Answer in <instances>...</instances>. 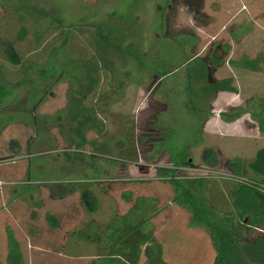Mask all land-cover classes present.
<instances>
[{
	"label": "rangeland",
	"instance_id": "obj_1",
	"mask_svg": "<svg viewBox=\"0 0 264 264\" xmlns=\"http://www.w3.org/2000/svg\"><path fill=\"white\" fill-rule=\"evenodd\" d=\"M45 2L59 8L66 21H99L112 16L127 23L133 18L144 33V50L154 46L161 58L172 63V72L164 79L150 80L148 73L135 75L131 68L119 71L120 83L114 84L104 101L105 137L117 139L125 128L132 126L138 161L105 159L107 163H100L103 175L99 177H92L90 171H83L76 163L65 162L61 154L67 151L57 130L42 124L45 116H53L64 108L65 82L57 83L36 108L39 133L22 122L3 129L0 133V264H7L8 231L18 243L23 264H95L91 257L95 249L75 240L72 234L86 228L92 220L101 222L108 214H123L139 197L156 202L158 214L151 225L166 262L211 264L214 252L207 236L202 230L190 227L189 214L171 203V186L156 176L158 168H169L171 164L167 152H157L153 143L163 129H173L178 142H188L189 120L182 108L183 66L179 67L182 59L178 60V56L181 52L201 58L211 56L221 60L212 69V77L217 80L232 77L240 95H217L202 139L189 151L191 166L178 168L176 175L222 181L229 176L225 170L227 160L253 159L255 151L264 144V133H259L256 121L246 114L237 123L238 127L232 126L234 130L228 132L219 113L252 101L249 112L264 117L260 113L264 104V75L242 72L240 67L228 64L245 57L258 60L259 69L264 70V0ZM243 122L250 130L244 132L240 126ZM87 138L93 139L95 135L89 133ZM204 149L216 152V167L202 164ZM82 179L96 184L99 208L95 215L85 213L78 193H67L66 182ZM127 194L131 195L129 201L125 200ZM48 214L57 219L56 229L47 226Z\"/></svg>",
	"mask_w": 264,
	"mask_h": 264
},
{
	"label": "trees",
	"instance_id": "obj_2",
	"mask_svg": "<svg viewBox=\"0 0 264 264\" xmlns=\"http://www.w3.org/2000/svg\"><path fill=\"white\" fill-rule=\"evenodd\" d=\"M111 17L66 21L60 9L45 0H0V133L21 122L39 133L36 108L57 83L65 82L64 108L45 116L42 124L57 130L67 151L61 154L64 161L76 163L92 177L103 175L100 163H107L105 159L138 161L132 126L117 139L105 137L104 101L114 84L120 83L119 71L131 68L135 75L148 73L150 80L164 79L172 72V63L161 58L154 46L144 50V33L133 18L124 23L123 18ZM178 60L179 67L183 66L182 108L189 120L190 139L180 143L173 129L159 131L153 146L157 152H167L171 167L158 168L156 176L169 183L171 203L189 214L190 227L207 236L214 252L211 264H264V144L250 161L227 160L225 170L242 183L176 175L178 168L191 166L189 151L202 139L217 94L236 92L232 77H212V69L221 60L182 52ZM228 64L254 71L258 60L242 57ZM251 102L219 113L220 120L231 123L248 114L259 133H264V117L249 112ZM261 108L263 114L264 104ZM89 133L95 138L89 140ZM201 162L216 167V152L204 149ZM65 187L68 194L78 193L85 213H97L93 180L68 181ZM130 197L127 194L125 200ZM157 214L154 200L139 197L123 214H108L101 222L92 220L72 237L95 249L91 255L95 264H171L163 259L153 233L151 220ZM45 222L50 229L58 226L49 214ZM7 241V264H23L18 243L9 231Z\"/></svg>",
	"mask_w": 264,
	"mask_h": 264
},
{
	"label": "crops",
	"instance_id": "obj_3",
	"mask_svg": "<svg viewBox=\"0 0 264 264\" xmlns=\"http://www.w3.org/2000/svg\"><path fill=\"white\" fill-rule=\"evenodd\" d=\"M241 69V71L242 72H248V73H251V74H255V73H261L262 75H264V70H260L259 69V67H258V65H257V68L254 70V71H250V70H247V69H243V68H240ZM253 77V76H252ZM258 79V78H257ZM256 79V80H257ZM264 79V78H263ZM251 80H253V81H255V78H251ZM259 80V79H258ZM253 86V85H252ZM253 88V87H252ZM221 93H227V92H220V93H218V94H221ZM217 94V95H218ZM235 95L237 94V95H240V93L239 92H237V89H236V92L234 93ZM260 96L262 95L263 96V94H259ZM225 100H227L226 98L224 99V101ZM249 101V100H248ZM251 102V101H250ZM251 104V103H250ZM238 107H241V108H244L245 107V104H244V106H241V105H236V106H233V107H228V109L227 110H223L222 111V113H224V112H227V111H229V110H231V109H234V108H238ZM242 119H244L243 117H241V118H239L238 120H236V121H234V122H231V123H226V122H222L223 124H224V130H226V131H228V132H231V129H233L234 130V128H231L232 126L233 127H238V126H236L237 125V123H239V121L241 120V121H243ZM240 126H242L243 127V130H244V132L246 131V130H250V127H248V126H245V124H244V122H243V124H241ZM242 130V131H243ZM243 134V133H242ZM241 137H244V136H241ZM239 158V157H238ZM241 158V157H240ZM242 159V158H241ZM98 182L100 183V182H102V180H98Z\"/></svg>",
	"mask_w": 264,
	"mask_h": 264
},
{
	"label": "built area",
	"instance_id": "obj_4",
	"mask_svg": "<svg viewBox=\"0 0 264 264\" xmlns=\"http://www.w3.org/2000/svg\"><path fill=\"white\" fill-rule=\"evenodd\" d=\"M226 179H230V180H233V181H235V182H239V183H242V182H243V180H241V179H239V178H237V177H234V176H232V175H230V174H229L228 178H226ZM261 187H262V189H264V185L261 186Z\"/></svg>",
	"mask_w": 264,
	"mask_h": 264
},
{
	"label": "flooded vegetation",
	"instance_id": "obj_5",
	"mask_svg": "<svg viewBox=\"0 0 264 264\" xmlns=\"http://www.w3.org/2000/svg\"><path fill=\"white\" fill-rule=\"evenodd\" d=\"M158 140V138L155 139V141Z\"/></svg>",
	"mask_w": 264,
	"mask_h": 264
}]
</instances>
